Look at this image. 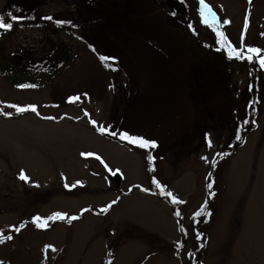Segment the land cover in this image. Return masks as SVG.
<instances>
[{"label":"rangeland","instance_id":"374dc122","mask_svg":"<svg viewBox=\"0 0 264 264\" xmlns=\"http://www.w3.org/2000/svg\"><path fill=\"white\" fill-rule=\"evenodd\" d=\"M205 2L217 23L199 0H0L5 21L26 17L0 35V62L37 85L0 72V264H264V68L222 47L264 55V0ZM55 212L79 219L33 222Z\"/></svg>","mask_w":264,"mask_h":264},{"label":"snow or ice","instance_id":"6c2138e0","mask_svg":"<svg viewBox=\"0 0 264 264\" xmlns=\"http://www.w3.org/2000/svg\"><path fill=\"white\" fill-rule=\"evenodd\" d=\"M181 2H183V0H181ZM199 3L201 5L200 7V16L203 17V21L205 24H209V23H217L218 22V18L216 17L215 13L213 12L212 8L210 5H208L205 0H199ZM170 15L172 16H176L177 12L175 10H173ZM8 18L11 22H5V17L4 15L0 14V29L4 30L5 32L12 30L13 28V22H19L24 20L26 17H24L23 15H16L13 13H9L8 14ZM211 18V19H209ZM43 19L51 21L53 20L52 16H46L43 17ZM56 25L59 26H63L65 24H69L72 25V27H78V25L74 24L71 20H66V19H56L55 20ZM224 23H229V21H224ZM247 23V21H246ZM189 28L193 29V32L195 34V29L193 28L192 24L188 25ZM217 36L223 37L224 34L220 31H217ZM82 39V38H81ZM226 46L227 47V55L229 59H232L233 57H235L236 59H240V60H244L245 58L249 61H252L254 56L258 58L259 60V64L262 68H264V55H262V49H260L259 47H253V46H248L247 47V51L246 53L242 51V49H238L236 47H234L225 37L222 43V47ZM89 48H91V50L93 52L96 51V48L94 45L89 44L88 45ZM220 49H217V51H219ZM99 59L101 62H103L105 64L106 67H110L111 65L109 64V61H115L117 58L116 57H111V56H106V55H100ZM115 70V69H113ZM18 87L21 88H25V87H37V85L33 84V85H25V84H21L18 85ZM86 95V94H85ZM69 102H75L78 101L80 99L79 96H73V97H69ZM9 107L14 108L17 112H24L26 110H31L33 112L37 111V108L35 105H28L27 107H21L19 105L16 104H11L9 105ZM0 111H2V109H0ZM3 115L5 116H11L12 113L11 112H3ZM85 115H87V113H85ZM48 119H55V117H47ZM93 125L97 124V121L95 120H91L90 121ZM247 121H245L246 123ZM98 131L101 134H109L112 136H119L121 140H126L128 143L133 144V145H137L140 148L149 150V152L152 149H155L158 146V143L156 140L154 139H149L146 138L145 135L143 134H130V132L128 130H123V131H113L110 128L107 127H99ZM236 139H240V136H236ZM208 145L209 147L211 146V140H208ZM81 155H85V156H93L95 155L92 152H88V153H81ZM96 158L98 160H100V162L103 164V166L108 169L109 172L112 173V175H116L118 172H120V169H116L115 171H113L111 168H109L108 164L105 163L100 156H96ZM149 162L154 161L155 157L151 154L148 155L147 157ZM202 159L207 160V157H202ZM154 170V169H153ZM122 174V173H121ZM209 176H211V173H209ZM20 179L22 181L25 182H29L30 178L29 176H27L23 170H21L20 173ZM66 179V178H65ZM82 182L77 180L74 184L71 185V187L75 188L77 185L81 184ZM153 183L156 184L157 188L160 189L161 192H163L164 186L160 183L159 180L155 179V177H153ZM39 186V185H37ZM65 187H69V185L67 183H65L64 185ZM208 188L211 189L212 188V184L209 183L208 184ZM145 192L149 191L148 188L143 189ZM167 195L172 197L173 203L179 202V203H184V201L180 200L178 201L177 198L175 196H173V194L171 192H168ZM117 203L116 200H112L109 204H107L106 206L101 208V212H107L113 205H115ZM82 211L87 212L88 209H82ZM204 212V207H202L198 212L195 213L196 216H200L202 213ZM177 215H179V213H177ZM68 218L70 221L73 220H77L79 219V216L73 215L71 217H68L66 213L63 212H55L53 213L51 216L48 217H41L39 215L34 216L33 222L36 224V226L38 228H45L47 227V223L49 220H54V219H65ZM24 225L21 224L20 227L16 228L15 230L17 232H19L21 230V228H23ZM5 239L7 240H11L12 236L8 235L5 236L4 233L2 231H0V243H2Z\"/></svg>","mask_w":264,"mask_h":264},{"label":"trees","instance_id":"16d2710c","mask_svg":"<svg viewBox=\"0 0 264 264\" xmlns=\"http://www.w3.org/2000/svg\"><path fill=\"white\" fill-rule=\"evenodd\" d=\"M3 34V31H1L0 30V35H2ZM243 63V62H242ZM6 68H7V66H5V65H3L1 62H0V72L1 73H4L5 72V70H6ZM3 76H6V75H3ZM6 79H7V81H10L11 83H13V84H15V83H20V82H23V81H20V78L18 79V78H13L12 76H6Z\"/></svg>","mask_w":264,"mask_h":264},{"label":"water","instance_id":"95a60500","mask_svg":"<svg viewBox=\"0 0 264 264\" xmlns=\"http://www.w3.org/2000/svg\"><path fill=\"white\" fill-rule=\"evenodd\" d=\"M114 179H115L116 184H117L119 182V180H120V177L118 175H116Z\"/></svg>","mask_w":264,"mask_h":264}]
</instances>
